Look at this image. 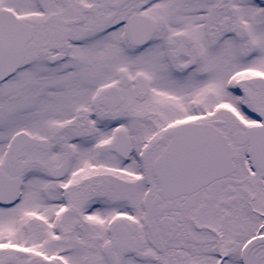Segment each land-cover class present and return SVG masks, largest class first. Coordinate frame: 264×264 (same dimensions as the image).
Returning a JSON list of instances; mask_svg holds the SVG:
<instances>
[{"label":"snow or ice","instance_id":"6c2138e0","mask_svg":"<svg viewBox=\"0 0 264 264\" xmlns=\"http://www.w3.org/2000/svg\"><path fill=\"white\" fill-rule=\"evenodd\" d=\"M0 264H264V0H0Z\"/></svg>","mask_w":264,"mask_h":264}]
</instances>
